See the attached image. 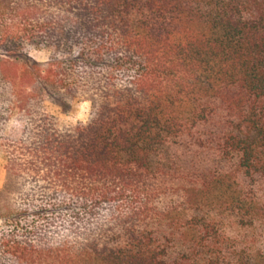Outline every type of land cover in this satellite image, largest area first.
Returning <instances> with one entry per match:
<instances>
[{
    "label": "trees",
    "instance_id": "obj_1",
    "mask_svg": "<svg viewBox=\"0 0 264 264\" xmlns=\"http://www.w3.org/2000/svg\"><path fill=\"white\" fill-rule=\"evenodd\" d=\"M0 156V264H264V0H0Z\"/></svg>",
    "mask_w": 264,
    "mask_h": 264
},
{
    "label": "rangeland",
    "instance_id": "obj_2",
    "mask_svg": "<svg viewBox=\"0 0 264 264\" xmlns=\"http://www.w3.org/2000/svg\"><path fill=\"white\" fill-rule=\"evenodd\" d=\"M28 57L38 63H45L48 58V53L43 50H31ZM49 113L57 118L58 126L61 128L74 127L78 124H85L90 115V104L84 101H75L70 106L63 108L51 104H47ZM12 123L8 125L7 130L11 131ZM4 162L0 156V188L4 182ZM152 231L157 232V239L162 246L167 247L168 258L176 259L178 256L192 255L189 243L190 236L187 232V225L184 222L175 221L173 226H169L168 222H162L161 225L151 224L149 227ZM184 233V234H182ZM184 235L188 237H184Z\"/></svg>",
    "mask_w": 264,
    "mask_h": 264
}]
</instances>
